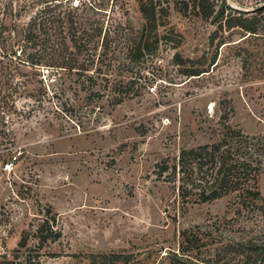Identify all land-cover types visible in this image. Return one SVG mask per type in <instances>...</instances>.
<instances>
[{
    "label": "rangeland",
    "instance_id": "rangeland-1",
    "mask_svg": "<svg viewBox=\"0 0 264 264\" xmlns=\"http://www.w3.org/2000/svg\"><path fill=\"white\" fill-rule=\"evenodd\" d=\"M177 2L142 56L136 0H0V77L11 58L16 75L0 107V264H168L182 231L234 217V195L184 202L172 168L226 126L264 137V0H210L254 32ZM59 4L111 30L95 39L93 81L53 55L27 65L28 23Z\"/></svg>",
    "mask_w": 264,
    "mask_h": 264
},
{
    "label": "trees",
    "instance_id": "trees-1",
    "mask_svg": "<svg viewBox=\"0 0 264 264\" xmlns=\"http://www.w3.org/2000/svg\"><path fill=\"white\" fill-rule=\"evenodd\" d=\"M136 2L145 20L137 46V51L143 56V52L148 50L151 35L155 33L158 38L157 31L164 26L162 20L168 16L170 4L174 2L176 6L178 2ZM181 3L184 8L178 9L185 15L192 6L194 14L205 19L214 18L215 22H221V27L225 24L228 28L255 31L251 25L245 24L248 20L226 18L224 6L216 10V4L210 0H182ZM81 10L78 5L65 9L59 4L54 10L46 11L44 8L31 18L27 25V65H39L41 54L53 55L57 67L68 72L70 77L77 76V81L82 77L93 81L88 71H91L92 62L96 63V54H93L95 39L105 33L104 47L111 30L104 29V23L84 17ZM102 56L97 57L98 64ZM9 63L2 67L5 73L0 77V107L4 109L7 99L12 96L11 88L16 79L12 70L14 60L11 58ZM98 71L97 68L95 72ZM121 102L122 99L118 98L117 104ZM158 168L160 177L171 170L166 161ZM172 171L173 181L180 176L179 190L184 202L194 199L195 203H208L234 195L235 202L231 207L235 209L233 218L216 219L204 226L182 231L178 251L168 254V264H264V197L258 189L259 177L264 173V137L251 136L241 129L226 126L220 141L182 150ZM51 233L53 240L60 235L54 230ZM101 258V264H116L122 259L115 254ZM92 263H99L96 256H93Z\"/></svg>",
    "mask_w": 264,
    "mask_h": 264
}]
</instances>
